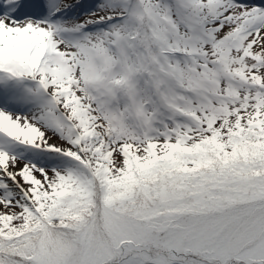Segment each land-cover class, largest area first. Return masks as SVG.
Masks as SVG:
<instances>
[{"label": "snow or ice", "instance_id": "snow-or-ice-1", "mask_svg": "<svg viewBox=\"0 0 264 264\" xmlns=\"http://www.w3.org/2000/svg\"><path fill=\"white\" fill-rule=\"evenodd\" d=\"M0 264H264V0H0Z\"/></svg>", "mask_w": 264, "mask_h": 264}]
</instances>
